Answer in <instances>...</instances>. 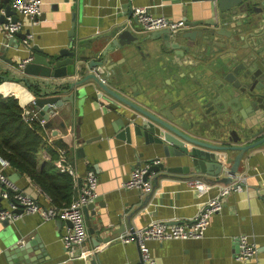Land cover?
I'll list each match as a JSON object with an SVG mask.
<instances>
[{
	"label": "crops",
	"instance_id": "1",
	"mask_svg": "<svg viewBox=\"0 0 264 264\" xmlns=\"http://www.w3.org/2000/svg\"><path fill=\"white\" fill-rule=\"evenodd\" d=\"M139 6L147 7L153 15H164L182 21L209 18L212 14L209 1L42 0V13L35 23L28 16H18L23 22L22 33L32 32L35 37L34 44L43 50L63 48L73 38L76 42L104 47L109 39L106 35L115 28L127 27L138 35L151 33L143 31L137 25L139 22L134 20L133 10ZM4 12L3 10L2 13ZM190 29L187 27L183 31ZM14 36L13 39V36L0 31V47H7L10 41L7 57L16 60V51L12 45L20 41V51L26 59L30 55L29 50L24 48L22 39ZM148 53L149 55L137 52L133 59L123 64V70L130 71L131 85L141 84L162 90L165 78L171 85L180 82L173 79L176 72L170 73V77L163 76L168 62L159 48ZM119 57L124 56L119 54ZM0 62L5 67L8 66L4 61ZM211 69L209 76L216 73L215 67L212 66ZM188 83L187 85H191V82ZM112 85L119 87L117 82H112ZM11 95L19 100L23 108L30 109L32 105L35 107L34 96L23 83L0 80V96ZM95 96L92 91L84 102V109L79 110L77 107L72 110L68 105L64 109H55V113L49 114L48 119L40 114L38 117L42 124H52L50 130L46 129V144L57 151L56 142L59 139L68 149V160L78 176V182L73 180V199L79 195L80 184L85 181L88 171L93 170L98 175L94 208L88 211L85 208L88 238L73 247L72 256L62 240V236L71 226L70 221L61 217L45 220L39 214L25 215L20 220L11 222L0 219V264L15 263L11 252H8L9 248L16 244L26 245L36 239V246L44 259L40 264L63 261L66 264H141L137 242L123 243L117 239L119 235L142 228L153 220L178 222L190 219L224 185L209 183V192L199 197L187 185L188 175L173 174L161 178L158 183L153 181L154 191L148 196V200V194L139 189L123 187V183L129 179L139 162L147 163L153 157L165 161V156L162 152L154 155L145 146H133L118 138L112 127L118 118L112 111L113 104L117 101L107 94L100 99H94ZM79 116L82 117L79 125L81 137L77 136ZM93 137L100 138L88 142ZM82 140L87 142L83 144ZM46 146L38 156L39 168L50 162ZM80 147L84 149L83 152H79ZM143 151L146 153L141 156ZM240 169L239 173L246 180L244 189L230 193L223 210L210 218V225L203 238L147 241L146 245L156 261L155 264H264V145L247 153ZM5 172L12 179L18 171L7 167ZM14 182L36 198L42 206H52L50 196L29 177L21 174ZM0 206H5V202L1 201ZM95 227L97 232L92 234L91 230ZM242 234L248 235L250 242L257 248L255 257L246 262L237 260L240 246L238 237ZM99 237L102 238L101 242H98ZM93 249L97 250L94 255L81 257L82 251ZM29 256L34 257L35 252L29 253Z\"/></svg>",
	"mask_w": 264,
	"mask_h": 264
},
{
	"label": "water",
	"instance_id": "2",
	"mask_svg": "<svg viewBox=\"0 0 264 264\" xmlns=\"http://www.w3.org/2000/svg\"><path fill=\"white\" fill-rule=\"evenodd\" d=\"M194 1L211 2V16L185 21V28L191 29L174 34L166 29L138 35L124 27L107 34L104 47L74 38L59 49L43 50L34 44L32 59L24 64L20 41L12 45L17 59L7 57L9 41L7 47H0V61L8 65L0 62V80L23 83L34 96L35 108L46 119L55 109L68 105L80 110L92 91L94 99L107 94L117 101L112 107L118 115L112 124L116 136L130 145L145 146L154 155L164 154L165 161L158 164L154 163L158 157L147 161L151 163L147 176L155 173V183L181 174L229 185L233 179L224 171L238 173L244 156L264 145V0ZM9 17L19 20L11 0H0V23ZM15 35L25 37L22 32ZM158 48L168 62L163 76L176 72L173 79L180 82L171 85L165 78L162 90L131 85L130 71L125 72L123 64L137 52L149 55L148 51ZM212 66L216 73L209 76ZM83 150L79 148V152ZM20 176L16 172L12 179L17 181ZM94 204L90 202L86 211ZM95 228L92 234L97 232ZM101 240L99 237L98 242ZM36 241L9 248L15 260L10 264L42 263ZM39 248L45 253L42 246ZM33 251L35 256L30 257Z\"/></svg>",
	"mask_w": 264,
	"mask_h": 264
},
{
	"label": "built area",
	"instance_id": "3",
	"mask_svg": "<svg viewBox=\"0 0 264 264\" xmlns=\"http://www.w3.org/2000/svg\"><path fill=\"white\" fill-rule=\"evenodd\" d=\"M12 7L19 15L28 16L32 23L40 16L42 0H12ZM133 15L142 26L145 32H155L161 30H170L172 34L177 33L185 28V21L173 20L164 15H153L147 7H135ZM23 22L20 20L13 21L11 17L5 23H0V31L5 32L8 36H14L22 32ZM34 34L32 32L25 33L22 39L24 48L28 49L30 55L33 52ZM24 59L23 64L32 59L31 56ZM39 111L32 105L30 109L24 108V120L28 123L38 119ZM162 159L157 158L154 163L158 164ZM2 169H0V199L5 202V206H0V219H9L11 221L20 220L25 215L39 214L45 220L61 217L62 219L71 221V226L67 232L62 236L65 248L72 253L73 247L82 244L89 236L88 227L85 216V208L97 196V187L99 183L98 175L95 171H88L85 181L80 184L79 195L67 207L42 206L36 198L22 190L5 172L9 167L7 160L0 156ZM56 168L59 172L68 173L73 180L78 182V176L73 164H71L67 157L65 149H59V157L55 161ZM151 163H144L140 166L134 167L129 179L123 183L126 189H139L143 193H150L153 189V179L155 173H150L148 176ZM227 169V168H226ZM224 175L233 179V183L224 184L218 194L209 197L203 204L198 214L190 219L183 221H163L153 220L150 224L127 231L117 237L123 243L137 242L140 254L141 264H155V259L151 255L146 243L149 240H170L171 239H200L206 234L210 225V218L212 215L223 210L224 204L230 193L236 190L244 189L245 176L238 173L232 174L225 170ZM147 176V177H146ZM187 185L193 191L197 192L199 197L205 196L210 190V184L204 180L191 177L187 179ZM239 251L237 260L246 262L257 254V248L250 242L248 235L242 234L238 237ZM97 250H84L81 257H91ZM73 256V253L71 254ZM66 261L56 264H66Z\"/></svg>",
	"mask_w": 264,
	"mask_h": 264
},
{
	"label": "trees",
	"instance_id": "4",
	"mask_svg": "<svg viewBox=\"0 0 264 264\" xmlns=\"http://www.w3.org/2000/svg\"><path fill=\"white\" fill-rule=\"evenodd\" d=\"M23 116L24 108L15 96H0V156L8 161V168L36 182L50 196L53 206L67 207L76 198L73 199V178L68 173L56 171L54 162L59 157V149L67 152L68 149L59 139L57 151L46 144L44 136L46 129L52 127L50 122L42 124L36 119L28 123ZM45 146L50 162L39 168L38 156Z\"/></svg>",
	"mask_w": 264,
	"mask_h": 264
}]
</instances>
